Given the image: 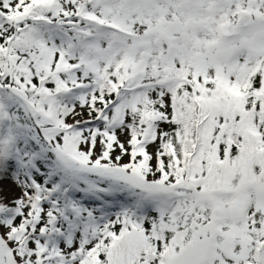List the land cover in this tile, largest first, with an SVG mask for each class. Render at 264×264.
<instances>
[{"label":"snow or ice","instance_id":"obj_1","mask_svg":"<svg viewBox=\"0 0 264 264\" xmlns=\"http://www.w3.org/2000/svg\"><path fill=\"white\" fill-rule=\"evenodd\" d=\"M0 264H264V0H0Z\"/></svg>","mask_w":264,"mask_h":264}]
</instances>
